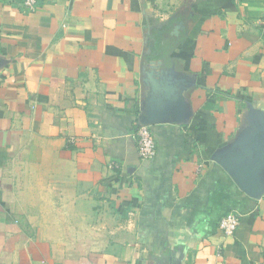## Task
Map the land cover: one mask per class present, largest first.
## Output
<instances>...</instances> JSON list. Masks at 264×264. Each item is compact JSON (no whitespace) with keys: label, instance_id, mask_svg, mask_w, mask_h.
Wrapping results in <instances>:
<instances>
[{"label":"crops","instance_id":"0c3cea01","mask_svg":"<svg viewBox=\"0 0 264 264\" xmlns=\"http://www.w3.org/2000/svg\"><path fill=\"white\" fill-rule=\"evenodd\" d=\"M150 76L190 117L141 161ZM260 143L264 0H0V264H264V170L218 163Z\"/></svg>","mask_w":264,"mask_h":264},{"label":"water","instance_id":"95a60500","mask_svg":"<svg viewBox=\"0 0 264 264\" xmlns=\"http://www.w3.org/2000/svg\"><path fill=\"white\" fill-rule=\"evenodd\" d=\"M154 75H156V78L159 77L156 73ZM151 77H148L146 81L149 88L146 113L138 117L137 125L151 126L158 119L156 118L157 114L164 117L163 119L168 118L167 120L175 123L187 120L190 113L185 112L173 83L166 80L157 81ZM218 163L234 175L238 186L242 190L251 191L258 186L257 181L261 171L264 170V144L260 143L252 149H244L242 153L238 154L231 152L218 160Z\"/></svg>","mask_w":264,"mask_h":264},{"label":"built area","instance_id":"2783aa9c","mask_svg":"<svg viewBox=\"0 0 264 264\" xmlns=\"http://www.w3.org/2000/svg\"><path fill=\"white\" fill-rule=\"evenodd\" d=\"M37 0H23V5L33 11ZM134 137L136 139L137 153L141 161H150L156 155V144L150 128L145 126L136 127ZM240 225V218L232 212L224 214L218 221V230L226 237L235 234Z\"/></svg>","mask_w":264,"mask_h":264},{"label":"trees","instance_id":"16d2710c","mask_svg":"<svg viewBox=\"0 0 264 264\" xmlns=\"http://www.w3.org/2000/svg\"><path fill=\"white\" fill-rule=\"evenodd\" d=\"M137 127V126H136Z\"/></svg>","mask_w":264,"mask_h":264}]
</instances>
